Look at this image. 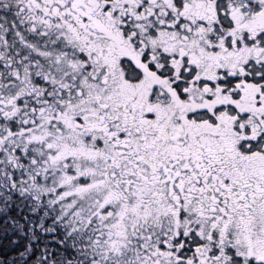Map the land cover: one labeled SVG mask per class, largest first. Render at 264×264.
I'll return each mask as SVG.
<instances>
[{"label": "snow or ice", "instance_id": "6c2138e0", "mask_svg": "<svg viewBox=\"0 0 264 264\" xmlns=\"http://www.w3.org/2000/svg\"><path fill=\"white\" fill-rule=\"evenodd\" d=\"M0 264H264V0H0Z\"/></svg>", "mask_w": 264, "mask_h": 264}]
</instances>
